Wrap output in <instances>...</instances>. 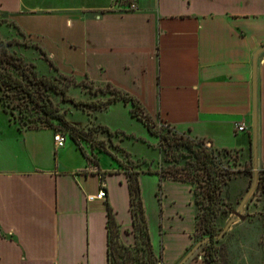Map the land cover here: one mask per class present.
<instances>
[{
  "label": "crops",
  "instance_id": "obj_1",
  "mask_svg": "<svg viewBox=\"0 0 264 264\" xmlns=\"http://www.w3.org/2000/svg\"><path fill=\"white\" fill-rule=\"evenodd\" d=\"M133 1L136 11L121 0H0V28L41 48L55 67L70 66L61 74L111 84L152 121L237 152L243 164L252 161L253 58L264 47V0ZM255 94L264 173V52L256 60ZM119 103L131 107L116 102L96 123ZM55 133L21 130L0 108V144L24 145L23 155L0 156V264H109L108 208L120 242L135 246L124 158L87 147L83 154L68 137L70 144L57 148ZM147 175L158 179L162 223L157 240L143 202L153 256L177 264L193 244L190 186ZM100 190L104 199H88ZM187 264H202L201 257Z\"/></svg>",
  "mask_w": 264,
  "mask_h": 264
},
{
  "label": "trees",
  "instance_id": "obj_2",
  "mask_svg": "<svg viewBox=\"0 0 264 264\" xmlns=\"http://www.w3.org/2000/svg\"><path fill=\"white\" fill-rule=\"evenodd\" d=\"M0 22L5 23V20L0 17ZM17 41H19L17 37L13 36L10 38H4L0 35V108L9 116L10 121L18 125L19 129H39L31 128L30 126L23 128L12 119L15 110H18V112L21 113V109L19 108L21 102L31 103L38 106L39 104L36 97L38 96V98L43 99L44 93L53 91L54 93L61 95L64 102H72L75 106H79L80 104L83 105V108L80 110L77 109V112L84 115L86 114L87 117H91L92 119L87 120L86 123L80 121L72 123L69 119L72 115L69 113L68 120L65 119L64 112L61 113V111L56 106H53L48 99L46 100V103L41 106V111L44 115L50 116L66 126L69 132L68 134H63L70 138L83 154H85V147L80 145L81 141L88 149H96L97 153H110L108 150L92 146L93 140L89 138V134L91 133L97 134V139L106 142L108 145L111 144V142H114L113 139H118V137L122 135L119 132L112 133L108 128L96 123L97 114L105 111L109 106L116 102L130 104L131 117L140 121L152 136L159 138V171L134 172L135 170L119 164L125 170L129 186L132 233L136 238V243L135 246L132 247L125 246L120 242L119 226L115 220L112 209L108 208L107 227L109 264H117V258L123 256L121 251L126 252L138 247L141 237H143V243L145 245V248L141 250L150 258L155 259L152 252L148 224L138 180V176L141 173L155 174L159 177V181L170 179L189 184L195 207L194 233L200 232L201 235L204 236L201 240H209L207 244H203L200 248L203 246L210 247L214 241L219 240L216 239V236H218L222 230H218L215 220L220 214L230 213V209L232 210L235 206L238 207L246 191L249 189L252 182L251 160L248 161V163L243 164L237 152L217 150L212 146H208L203 140H196L187 135L177 133L170 127L172 133L170 130H168L166 134H163L161 130L155 132L149 122L151 119L143 112V108L139 102L133 97L123 94L111 84L98 86L92 83V85L97 87H105L108 90V94H106L107 96L101 93L91 94L78 91L76 93L78 99L74 102V99L68 95L70 94L69 85L66 89L59 87L54 81L47 78V76H38L36 72L30 71V65L25 61V55L11 50L14 45L18 44ZM35 48L39 50V54L46 57V54L42 49L39 47ZM75 88L79 87L76 86ZM88 96L92 97V101H100L101 99L103 101L102 105L93 108V103H86L87 98L85 97ZM47 105L50 108H46ZM89 112L92 114L90 115ZM94 126L97 127L99 131L98 129L92 131L93 128L91 127ZM47 128L53 129L51 126H48ZM162 145L163 147H166L165 149L163 148V150H161ZM179 150L185 152V154L178 152V156L184 159V162H182L179 157L174 156ZM232 154H235V157H237L240 162V165L236 170L233 168L234 165L225 166L222 160L223 157L232 158ZM121 156L123 158L129 156V158H131L127 153ZM236 177L242 181H247V184L244 188H241L242 191L241 189H238L236 194L229 198L227 188L232 184ZM257 191L264 192V173L262 172L258 173V183L253 193H256ZM253 195L254 194H252V196ZM251 197L248 201L251 200ZM248 203L249 202L246 203L245 207L248 206ZM194 233L193 244L190 248L195 244ZM225 235L226 233L224 236ZM190 248L188 250H190ZM160 259L161 257L159 256V258H156V261L159 262ZM201 262L202 264H219L216 253L211 249L207 251L205 258H201Z\"/></svg>",
  "mask_w": 264,
  "mask_h": 264
},
{
  "label": "rangeland",
  "instance_id": "obj_3",
  "mask_svg": "<svg viewBox=\"0 0 264 264\" xmlns=\"http://www.w3.org/2000/svg\"><path fill=\"white\" fill-rule=\"evenodd\" d=\"M0 35L4 38L17 37V33L8 28H0ZM40 41L42 40V35H38ZM36 39V38H35ZM18 44L14 45L11 50L14 52H19V54L25 55V61L30 65V71L36 72L38 76L45 75L50 80L54 81L59 87L68 88L70 86V97L74 99V102L78 99L76 93L78 91L96 94H108V90L105 87H97L92 85L91 81L85 79L77 80L74 76H65L63 72H66L68 67L65 64L58 65L55 67L51 63L49 57L39 54V50L36 49L33 44H29L26 40L19 37ZM41 49V48H40ZM63 74H61V73ZM66 79V80H65ZM78 86L79 88H75ZM36 90V89H35ZM38 106L31 103H23L19 105L21 113L18 110L13 112L12 119L20 124L21 127L27 128H41L51 126L56 132H62L68 134V130L65 125L57 120L51 118L50 116L44 115L42 113L41 106L46 103L48 99L53 106H56L61 113L64 112V118L68 120V114L72 116L69 118L72 123L80 121L86 123L87 120H92L91 117H87L86 114H81L77 112V109H82L83 105L75 106L72 102H64L62 96L54 93L53 91H48L44 93V97L38 98ZM86 103H93L94 107L102 105V100L92 101V97H85ZM106 98V97H105ZM90 100V101H89ZM18 102V101H17ZM18 104V103H17ZM46 108H50L48 105ZM52 108V107H51ZM87 108V107H86ZM86 110V109H85ZM88 111V109H87ZM131 107L129 105L116 104L110 108L107 112L102 113L98 116V121L106 126L112 132H121L116 142L107 144L98 138L97 134H89V138L93 140L92 146L97 148H102L108 150L117 156L129 154V156L124 157L123 165L129 167L136 171H159V138L152 136L147 128L138 120L131 117ZM91 115L92 113L89 112ZM152 129L155 132L161 130L163 134H166L168 130H172L163 123L155 122L149 120ZM13 128V127H12ZM93 130H97V127H91ZM6 127L2 128L3 137L10 135ZM11 129L10 132H13ZM99 131V129H98ZM120 133V134H121ZM170 133V134H171ZM29 134V133H27ZM8 141V142H7ZM3 144H0V156L10 155L17 153L23 155L24 145L22 142L18 143L13 140H4ZM67 143V142H66ZM67 144H70L68 141ZM30 147V143L28 144ZM80 145L86 147V145L81 141ZM208 145V144H207ZM209 146V145H208ZM107 148V149H106ZM166 147L162 145V149ZM173 152V151H172ZM178 152L185 154L184 151L179 150L174 155L179 157V159L184 162ZM235 154H232V158L223 157V163L225 166H233L236 170L240 165V162ZM93 161V159H91ZM102 161H107V157L101 156ZM236 165V166H235ZM247 181H242L238 177L233 180L232 184L227 188V194L229 198L236 194L238 189L244 188ZM158 179L155 176L144 174L140 177V188L142 192L143 202L146 208V213L150 223V230L155 239H159V226L162 224L160 222V206L158 207V201L156 199V194H158ZM248 201V206L244 208V212L240 215L239 220L234 223L230 229L226 232V235L220 238L218 241H214L212 246H203L199 248L195 254L185 263L187 264L190 260H197L199 257L205 258L207 251L209 249L216 253L219 264H264V192H256ZM237 206L230 209V213L220 214L216 220L215 224L218 230H222L228 220L236 212ZM204 238L200 232L194 233V243ZM143 237L139 240V246L130 249V251H121L122 257L117 258V264H159L156 258H150L141 249L145 248L143 243Z\"/></svg>",
  "mask_w": 264,
  "mask_h": 264
},
{
  "label": "water",
  "instance_id": "obj_4",
  "mask_svg": "<svg viewBox=\"0 0 264 264\" xmlns=\"http://www.w3.org/2000/svg\"><path fill=\"white\" fill-rule=\"evenodd\" d=\"M264 52V47L260 48L253 58V80H254V88H253V122H252V182L249 189L246 191L242 200L240 201L238 207L236 208V212L231 218L228 220L221 233L216 236V239H220L224 236V234L230 229V227L239 220V216L243 214L246 203L249 198L252 196L254 190L257 187L258 183V165H257V146H256V94H255V76H256V60L257 56ZM209 145V144H208ZM209 242L208 239L201 240L195 243L190 250L181 258V260L177 264H185L194 254L195 252L203 245Z\"/></svg>",
  "mask_w": 264,
  "mask_h": 264
},
{
  "label": "built area",
  "instance_id": "obj_5",
  "mask_svg": "<svg viewBox=\"0 0 264 264\" xmlns=\"http://www.w3.org/2000/svg\"><path fill=\"white\" fill-rule=\"evenodd\" d=\"M121 2L127 4L130 11H136L137 10V5L135 4V2L133 0H121ZM235 129L237 132H243L245 130V127L242 123H237V124H235ZM66 139H67V136L61 132H56L54 134V137H53L55 146L57 148H63L65 146ZM91 171H93V172L97 171V168L91 167ZM105 195H106L105 191L100 190L99 193L97 194V196H89L88 199L89 200H94V199L102 200L105 198Z\"/></svg>",
  "mask_w": 264,
  "mask_h": 264
}]
</instances>
